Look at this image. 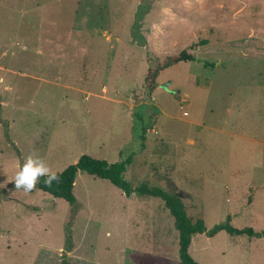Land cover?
Instances as JSON below:
<instances>
[{"label":"rangeland","instance_id":"rangeland-1","mask_svg":"<svg viewBox=\"0 0 264 264\" xmlns=\"http://www.w3.org/2000/svg\"><path fill=\"white\" fill-rule=\"evenodd\" d=\"M182 50L196 61L161 71L149 93V69ZM29 155L51 173L132 156L133 188L177 195L208 230L229 217L264 233V0H0V264H179L162 200L85 172L74 204L16 189ZM189 253L264 264V237L196 234Z\"/></svg>","mask_w":264,"mask_h":264},{"label":"trees","instance_id":"trees-1","mask_svg":"<svg viewBox=\"0 0 264 264\" xmlns=\"http://www.w3.org/2000/svg\"><path fill=\"white\" fill-rule=\"evenodd\" d=\"M208 42L203 40L191 45L190 50H195L198 47L207 45ZM196 61L193 53L188 50L166 56L155 69H149L145 83L149 93L154 92L157 88V77L159 73L167 68L177 65L181 62ZM132 162V156L119 162L110 163L106 160L93 158L89 155H82L78 161L68 166L64 171L55 173L58 180L53 181L51 185L45 184L46 177H41L36 187L42 192L47 193L55 198H61L67 202L74 204L76 199L73 194V188L78 173L85 172L91 176L108 180L112 185L119 188L123 193L129 197L132 194L139 196H150L159 198L165 204V207L170 211L174 218L175 227L179 233V264H199L189 253V247L192 237L196 234H205L208 237H214L220 231H226L233 235H249L262 236L264 233L256 234L252 228L237 229L230 224L228 217L226 222L214 226L208 230L202 219L193 220L190 218L185 210V206L177 195H171L166 190L157 186H148L142 184L136 188L125 179L124 173ZM131 259L135 264H174L171 259L161 255H154L150 253H135L131 254ZM63 264H70L66 261Z\"/></svg>","mask_w":264,"mask_h":264},{"label":"clouds","instance_id":"clouds-1","mask_svg":"<svg viewBox=\"0 0 264 264\" xmlns=\"http://www.w3.org/2000/svg\"><path fill=\"white\" fill-rule=\"evenodd\" d=\"M41 177H46L45 184L49 186L53 181L58 180V176L55 173H51L41 157L29 155L14 176L15 188H22L26 192L31 191L36 187Z\"/></svg>","mask_w":264,"mask_h":264},{"label":"water","instance_id":"water-1","mask_svg":"<svg viewBox=\"0 0 264 264\" xmlns=\"http://www.w3.org/2000/svg\"><path fill=\"white\" fill-rule=\"evenodd\" d=\"M162 87L168 89V83L163 84Z\"/></svg>","mask_w":264,"mask_h":264},{"label":"built area","instance_id":"built-area-1","mask_svg":"<svg viewBox=\"0 0 264 264\" xmlns=\"http://www.w3.org/2000/svg\"><path fill=\"white\" fill-rule=\"evenodd\" d=\"M152 132H153V133H156V131H155V130H153Z\"/></svg>","mask_w":264,"mask_h":264},{"label":"crops","instance_id":"crops-1","mask_svg":"<svg viewBox=\"0 0 264 264\" xmlns=\"http://www.w3.org/2000/svg\"><path fill=\"white\" fill-rule=\"evenodd\" d=\"M198 48H200V47H198ZM196 58V57H195ZM192 62V61H191ZM190 246H191V244H190Z\"/></svg>","mask_w":264,"mask_h":264}]
</instances>
